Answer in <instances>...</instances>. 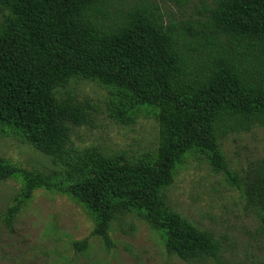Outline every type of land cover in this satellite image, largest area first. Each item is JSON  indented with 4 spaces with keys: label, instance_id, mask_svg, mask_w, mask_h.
Here are the masks:
<instances>
[{
    "label": "trees",
    "instance_id": "trees-1",
    "mask_svg": "<svg viewBox=\"0 0 264 264\" xmlns=\"http://www.w3.org/2000/svg\"><path fill=\"white\" fill-rule=\"evenodd\" d=\"M115 1L0 0V138L55 168L45 174L0 157V182L21 184L3 220L10 225L43 190L82 206L106 249L111 224L134 215L161 236L167 256L218 261L220 240L177 213L167 192L189 158L204 157L264 230V162L238 180L221 149L229 135L264 128V0H212L185 22L167 21L157 0L124 10ZM79 82L108 89L117 124L153 117L156 147L126 156L76 146L72 130L93 123L91 105L68 89Z\"/></svg>",
    "mask_w": 264,
    "mask_h": 264
},
{
    "label": "rangeland",
    "instance_id": "rangeland-1",
    "mask_svg": "<svg viewBox=\"0 0 264 264\" xmlns=\"http://www.w3.org/2000/svg\"><path fill=\"white\" fill-rule=\"evenodd\" d=\"M138 1L116 0L114 8L124 10ZM157 4L167 21L185 22L204 15L212 0H185L184 4L157 0ZM2 17L0 11V21ZM68 89L92 107V125L71 132L76 146H98L126 156H140L156 147L158 129L153 117L123 126L108 117V89L90 82L71 83ZM221 149L231 173L244 179L264 162V128L229 135L221 141ZM0 157L30 171L47 174L55 169L50 158L13 138H0ZM20 188L17 180L0 182V264H264L260 220L204 157L189 158L167 194L177 213L220 240L218 261L185 263L167 256L161 236L134 215L111 224L113 246L106 249L100 238L91 235L93 222L82 206L43 190L36 191L7 225L3 216ZM85 239L87 248L76 251L74 243Z\"/></svg>",
    "mask_w": 264,
    "mask_h": 264
}]
</instances>
